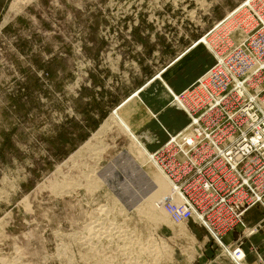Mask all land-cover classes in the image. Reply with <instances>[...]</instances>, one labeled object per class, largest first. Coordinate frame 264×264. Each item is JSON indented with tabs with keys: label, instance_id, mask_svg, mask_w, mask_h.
<instances>
[{
	"label": "rangeland",
	"instance_id": "rangeland-1",
	"mask_svg": "<svg viewBox=\"0 0 264 264\" xmlns=\"http://www.w3.org/2000/svg\"><path fill=\"white\" fill-rule=\"evenodd\" d=\"M6 1L0 264H191L202 252L213 253L206 252L204 240L215 239L204 226L159 217L173 186L149 154L168 134L139 103L128 116L142 131L151 151L145 153L111 113L163 68L166 79L180 73L189 60L167 69L168 63L203 35L218 45L220 32L227 37L239 29L232 20L245 0ZM204 50L199 45L188 56ZM180 75L174 84H194ZM154 98L152 107H159Z\"/></svg>",
	"mask_w": 264,
	"mask_h": 264
},
{
	"label": "built area",
	"instance_id": "built-area-1",
	"mask_svg": "<svg viewBox=\"0 0 264 264\" xmlns=\"http://www.w3.org/2000/svg\"><path fill=\"white\" fill-rule=\"evenodd\" d=\"M250 1L239 5L249 8L243 38L220 32L215 64L181 94L190 123L156 152L182 190L181 202L165 204L170 216L176 222L197 216L220 246L236 227L244 236L257 232L245 215L264 207V0ZM242 244L241 238L227 244L236 264L244 259Z\"/></svg>",
	"mask_w": 264,
	"mask_h": 264
},
{
	"label": "bare ground",
	"instance_id": "bare-ground-1",
	"mask_svg": "<svg viewBox=\"0 0 264 264\" xmlns=\"http://www.w3.org/2000/svg\"><path fill=\"white\" fill-rule=\"evenodd\" d=\"M250 5L251 6H254V0H251L250 1ZM242 8H243V6L240 9H242ZM248 9L249 8L246 5L244 7V9L237 14V16L235 17V19L232 20L233 22L235 20L237 21L236 22V26L239 25V29H235L233 31H230V35H233V37L235 39H241L244 36V32H243V30L241 28V21H242L243 16L245 15V13L246 14L248 13ZM237 11H238V9H237ZM230 16L231 17H229V18L231 19L232 16H233V14L230 15ZM229 18L226 19L225 21L221 22V23H218L217 27L219 25L224 24L228 20H230ZM210 36L211 35L208 36V34L203 35L200 38V41L201 42H195L186 51L182 52L181 54H179L176 57L177 60L174 61L175 63L173 62L174 64H171V65H175L176 63H179L180 61L181 62L184 61L183 59H185V56H188L189 54H191V52L195 48H197L199 45H200V47L204 46L205 49H206L205 50V53L202 54L199 58H197L192 63V65L189 67V70H187V71L184 70L182 73H180L181 75H184V76H186L185 74H189L188 77L190 78V81L192 82L191 84L194 83L189 88H187L184 92H187V91L190 90V88L195 87L197 85L198 81L204 76V74L206 73V71H208L215 64V62H216V55H219V53L217 52V46L218 45H216L217 43H215V42L213 43L212 40H210L211 39V38H209ZM227 37H223V38H227ZM214 60H215V62H214ZM212 62H214L213 65H212ZM204 63L207 65V69H205L206 71L205 70H202V65ZM164 69H166V68H163V70L161 72H159L157 74V76L151 82L148 83L149 85L147 84L148 85L147 87H145V88H139L136 91H134L127 98L128 99L127 100L128 102L125 105H123V106H121V105L117 106L116 108H114V110L111 113L112 114V119L114 120V122H116L117 124H119L122 127L123 131H125L132 138V140L134 141L135 145H137L145 153H149L151 151L149 150L147 144L145 143V141H144V139H143V137L141 135L142 131H137L135 129V127H134V125H133L130 117L128 116V114H132V111L136 109V107L138 106L139 103H143V104H145V105L148 106V110H149L150 114H152L156 118V120L158 121V125L163 128V130L166 132V134L169 135L168 138L173 137V136L177 135L179 133V131L181 132L182 130H184L186 128V126L190 123V120H191V116H190V113H191L190 105L187 103V100L182 99V97H181L182 92H180V91H181L182 86H179L178 84H174L173 80H170V81L167 80L166 79V76H165V73L166 72H164L165 71ZM176 81L177 80H175V82ZM147 88H150V91H152L153 93H151V92H150V94L149 93H146L145 90ZM151 94L154 97L156 96V98L158 97V101L160 102L159 107H152V105H151L152 104V101L151 100L154 97H151L152 98L151 99L150 98ZM185 110L188 111V117H189V119H188L187 122H184V119L185 118L186 119L188 118V117H184L183 116V112ZM154 122H155V120H154ZM174 127H179L180 128L177 133H176V131L173 130ZM89 149L95 150L91 146L89 147ZM150 154H149V156L152 159H157V155H155L152 152ZM156 162H157V166L160 169V171L162 172V174L165 173L167 175L169 181L172 183V186H173L172 187L173 188V191H171V192L169 191L168 193L164 194L166 200H163L161 202L162 203L161 204L162 207L160 209L161 212H159L160 213V216L159 217L162 220H164V221H166L168 223L170 222V223L173 224L174 220H172L173 219L172 217H171L172 219H170V217H169L170 214L166 210L165 204H166V201H168L170 198H171V200H170L171 202H181L183 200L182 190H181L180 187L177 186V183H175L173 180H171V178L168 176L167 172L165 171L164 166L159 162L158 159L156 160ZM84 165H86V164H84ZM85 167L86 166H84V168ZM92 169H93V167H92ZM89 173H91L90 170L83 171V175L85 177H88ZM161 186H163L162 185V182H161V184L159 182L157 184L158 189ZM154 191L148 197H150V198L151 197H154V195H155L154 194L155 193ZM168 197H169V199H167ZM148 207H150V206H148ZM158 208H160V206ZM162 212L168 213L169 216H167L168 214L166 215L165 213H162ZM194 218H195V219H193L194 221H197V223L202 224L201 223V220L202 219H199L197 216H195ZM175 224H177V223H175ZM218 238H219V236H218ZM222 246L224 247V250L228 254L235 256L234 255V249H232L231 246L226 245L224 242L222 243ZM242 250H244V249H242ZM244 252H245V254L243 255V252H242L241 253V256H244V259H245V257H246V251L244 250ZM240 264H244V263H242V261H241Z\"/></svg>",
	"mask_w": 264,
	"mask_h": 264
},
{
	"label": "crops",
	"instance_id": "crops-1",
	"mask_svg": "<svg viewBox=\"0 0 264 264\" xmlns=\"http://www.w3.org/2000/svg\"><path fill=\"white\" fill-rule=\"evenodd\" d=\"M6 2H7L6 0H0V16H2L3 10H5V7L7 5ZM205 50L202 52H199V54L192 59H190V56H185L186 61L189 60L188 61L189 63H187V65H185L180 70V73H182L197 58H199L202 54H204ZM185 59H183V60H185ZM175 60H177L176 57L168 63L167 69H169L170 67L173 66L171 64H174ZM214 62H215V60H214ZM214 62H212V65L214 64ZM180 73L178 72V74H174L171 79H167V80H169V81L173 80L175 77L180 75ZM187 87H189V83H188V85L183 86L181 88L180 92H183ZM125 99H123L121 102H123ZM120 103H118V104H120ZM158 128H159V125H158ZM154 130H156V129H154ZM156 133L160 134L159 129H157ZM161 136H160V142H157V143H160V146L164 145L169 139L168 135H167L166 139H164V140H163V136L162 137ZM162 140H163V142H162ZM191 221L197 223V221H194V220H189L188 222H191ZM245 222L248 226H251V227L252 226H259V229L257 232H255L252 235H249L246 239H244L245 241L243 240L244 242L242 244V247L246 251V257L242 261V263H244V264H264V207L261 205H256V206L252 207L245 215ZM198 227H200V226H198ZM241 232H242L241 229L238 227H236L233 231L225 232L224 236H223L224 241L226 242V244H231L232 242H236L239 238L244 237V235H242ZM209 240H211V239L207 238L206 240H204L208 246L206 248V252L211 251L213 253H211L209 255H204L202 252V254L195 257V260L193 262L191 261L192 262L191 264H236L230 255L224 253L223 251L220 250L221 248L219 249L217 247L218 244H215V243H217L216 241L214 243L212 240L211 241H209ZM184 263H187V262L184 261Z\"/></svg>",
	"mask_w": 264,
	"mask_h": 264
}]
</instances>
